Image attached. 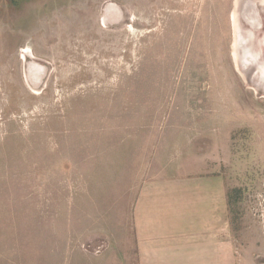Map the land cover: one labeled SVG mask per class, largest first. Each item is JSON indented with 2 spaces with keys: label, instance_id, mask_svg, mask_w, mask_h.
Returning a JSON list of instances; mask_svg holds the SVG:
<instances>
[{
  "label": "rangeland",
  "instance_id": "1",
  "mask_svg": "<svg viewBox=\"0 0 264 264\" xmlns=\"http://www.w3.org/2000/svg\"><path fill=\"white\" fill-rule=\"evenodd\" d=\"M165 161L264 262V0H0V264H137Z\"/></svg>",
  "mask_w": 264,
  "mask_h": 264
},
{
  "label": "crops",
  "instance_id": "2",
  "mask_svg": "<svg viewBox=\"0 0 264 264\" xmlns=\"http://www.w3.org/2000/svg\"><path fill=\"white\" fill-rule=\"evenodd\" d=\"M165 162L159 173H166L143 179L133 200L137 264H248L240 251L248 248L246 238L244 245L237 241L223 179L188 174Z\"/></svg>",
  "mask_w": 264,
  "mask_h": 264
},
{
  "label": "flooded vegetation",
  "instance_id": "3",
  "mask_svg": "<svg viewBox=\"0 0 264 264\" xmlns=\"http://www.w3.org/2000/svg\"><path fill=\"white\" fill-rule=\"evenodd\" d=\"M255 52V51H254ZM257 53V52H256Z\"/></svg>",
  "mask_w": 264,
  "mask_h": 264
}]
</instances>
